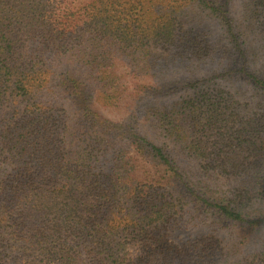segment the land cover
<instances>
[{"label": "trees", "instance_id": "16d2710c", "mask_svg": "<svg viewBox=\"0 0 264 264\" xmlns=\"http://www.w3.org/2000/svg\"><path fill=\"white\" fill-rule=\"evenodd\" d=\"M263 196L264 0H0V264H264Z\"/></svg>", "mask_w": 264, "mask_h": 264}, {"label": "rangeland", "instance_id": "374dc122", "mask_svg": "<svg viewBox=\"0 0 264 264\" xmlns=\"http://www.w3.org/2000/svg\"><path fill=\"white\" fill-rule=\"evenodd\" d=\"M232 8L236 10L233 4ZM103 113L110 117L117 118V109H102ZM264 197V196H263ZM264 208V207H263ZM208 230L205 229L199 222L186 227H173L165 233L163 241L165 243L163 249H168L169 253L176 254L178 247L181 244L197 243L199 246L207 245ZM216 234L221 240L224 250V256H236L245 258L246 256H264V228L261 231H253L255 238L249 235L244 227L232 228L231 226L222 227L217 230ZM189 236V239L187 238ZM130 256H135L140 252L139 248H130Z\"/></svg>", "mask_w": 264, "mask_h": 264}]
</instances>
